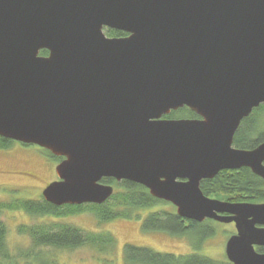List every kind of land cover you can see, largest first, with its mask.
<instances>
[{"label": "water", "instance_id": "95a60500", "mask_svg": "<svg viewBox=\"0 0 264 264\" xmlns=\"http://www.w3.org/2000/svg\"><path fill=\"white\" fill-rule=\"evenodd\" d=\"M263 104L264 0H0V137L63 158L56 207L132 182L185 220L234 223L229 262L264 264V203L201 190L223 171L264 180V144L234 146ZM184 108L198 118L164 119Z\"/></svg>", "mask_w": 264, "mask_h": 264}, {"label": "trees", "instance_id": "16d2710c", "mask_svg": "<svg viewBox=\"0 0 264 264\" xmlns=\"http://www.w3.org/2000/svg\"><path fill=\"white\" fill-rule=\"evenodd\" d=\"M108 36L121 37L123 33L110 30ZM42 56L48 52L43 51ZM264 105L256 109L253 114L244 119L235 134L234 146L241 150H254L264 144ZM172 119H197V115L185 108L174 112ZM13 141L0 137V149L10 148ZM28 146V145H24ZM45 155L59 162L49 151L42 150ZM105 185L114 187L113 196L103 205L86 204L80 206L56 207L43 198L41 201L15 200L14 206L0 202V264H18L7 243L8 229L1 220V215L8 210H21L31 217H51L66 219L72 216L89 213L101 223H110L117 220H141L142 228L146 232H163L174 237L189 236L197 233L199 242L213 235L212 221L197 223L181 218L176 213L155 209L157 206L170 205L150 195L147 188L132 182L117 183L113 179H104ZM201 190L206 197L226 199L233 203H264V180L254 175L250 169L242 168L235 171H223L212 180L201 183ZM21 235H27L33 243L31 252L20 257L30 260L24 264H51L49 257L36 249L55 248L58 250H76L82 247L96 248L101 252L109 253L116 247V239L110 233H89L67 223L41 224L19 227ZM264 254V248H258ZM125 264H229L218 262L199 254L175 256L157 253L148 248H139L133 245L124 247ZM18 257V258H20ZM20 264V262H19Z\"/></svg>", "mask_w": 264, "mask_h": 264}, {"label": "rangeland", "instance_id": "374dc122", "mask_svg": "<svg viewBox=\"0 0 264 264\" xmlns=\"http://www.w3.org/2000/svg\"><path fill=\"white\" fill-rule=\"evenodd\" d=\"M104 32L107 35L106 29ZM262 122L264 124V115ZM61 162L62 160L59 162L50 160L37 146H24L13 142L10 148L0 149V202L14 206L13 201L17 199L41 201L42 192L58 179L56 168ZM211 199L233 203L226 199ZM155 209L176 213L172 204L160 205ZM141 214L143 215L141 220H117L101 224L89 213L66 219H54L31 217L21 210H8L1 215V220L7 226V243L12 255L17 256L18 264L19 262L24 264L30 260L20 255L31 252L33 247L30 238L20 234L19 227L54 223L71 224L89 233H110L116 239L117 244L109 253L92 247H82L76 250L36 249L37 252L41 251L44 257L47 255L51 264H125L123 252L126 245L148 248L157 253L175 256L199 254L218 262L229 263L225 250L229 239L236 233L234 224L212 221L213 235L200 243L195 232L183 237H174L163 232H146L142 228V223L147 213Z\"/></svg>", "mask_w": 264, "mask_h": 264}, {"label": "flooded vegetation", "instance_id": "af4514ba", "mask_svg": "<svg viewBox=\"0 0 264 264\" xmlns=\"http://www.w3.org/2000/svg\"><path fill=\"white\" fill-rule=\"evenodd\" d=\"M108 32H109V31H108ZM108 32H107V35H106L108 38H124V37H127V36H128L127 34H124V33H123V34H124L125 36H121V37L108 36ZM120 33H122V32H120Z\"/></svg>", "mask_w": 264, "mask_h": 264}]
</instances>
